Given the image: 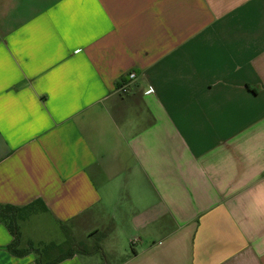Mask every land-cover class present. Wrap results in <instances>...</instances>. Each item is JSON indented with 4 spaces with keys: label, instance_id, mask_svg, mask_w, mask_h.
Segmentation results:
<instances>
[{
    "label": "crops",
    "instance_id": "0c3cea01",
    "mask_svg": "<svg viewBox=\"0 0 264 264\" xmlns=\"http://www.w3.org/2000/svg\"><path fill=\"white\" fill-rule=\"evenodd\" d=\"M0 204L99 234L57 264H264V0H0Z\"/></svg>",
    "mask_w": 264,
    "mask_h": 264
},
{
    "label": "trees",
    "instance_id": "16d2710c",
    "mask_svg": "<svg viewBox=\"0 0 264 264\" xmlns=\"http://www.w3.org/2000/svg\"><path fill=\"white\" fill-rule=\"evenodd\" d=\"M40 202V201H37ZM34 206L28 205L26 207H15L10 205H1L0 204V223H3L6 228L8 229L9 233L13 237L12 243L7 247V250L15 257H24L29 253H34L36 255L35 262L36 264H57L63 260H66L68 258H71L76 253H92V252H98L100 250L99 243H97L92 251H78V250H72L74 249L72 247L70 240V235L68 234L69 231L66 227H62L63 232L65 234V242L60 244L55 243H49V244H42L37 245L34 247L31 243H29L27 249H20L19 248V242H20V230H19V221L23 220L27 216H29L35 209H30ZM27 213L24 214V210H28ZM46 247H42V246ZM65 245H69L68 250L65 252L62 250V248ZM41 246L42 248L40 249ZM56 252H59L56 254Z\"/></svg>",
    "mask_w": 264,
    "mask_h": 264
},
{
    "label": "rangeland",
    "instance_id": "374dc122",
    "mask_svg": "<svg viewBox=\"0 0 264 264\" xmlns=\"http://www.w3.org/2000/svg\"><path fill=\"white\" fill-rule=\"evenodd\" d=\"M37 205H34V206H32V208H30V209H33V208H35ZM30 209H28V210H24L23 212H24V214L25 213H27V211H29ZM42 227V225L41 226H39L38 228H41ZM68 230V229H67ZM50 231V230H49ZM69 235H70V240H72L71 241V244H72V247L74 248V249H72V250H78V251H92V249L94 248V246L97 244V243H99V241H98V236H99V234H95L94 236H85V235H82V234H77V238L75 239L74 237H72V235L70 234V232L68 233ZM60 235V234H59ZM65 242V241H64ZM63 242V243H64ZM114 242V241H113ZM115 242H117L118 244V248H120L121 247V244H122V241L121 240H117V241H115ZM69 245H65L63 248H62V250L63 251H67L68 250V247ZM40 247V249L42 248V247H46L45 245L44 246H39ZM70 249V248H69ZM57 253H59V252H56V254ZM95 253V252H94ZM109 254V253H108ZM108 254H106L105 252H102V253H100V254H98V257H99V259L102 261V263L103 264H115L118 260H119V257L118 256H112V255H108Z\"/></svg>",
    "mask_w": 264,
    "mask_h": 264
},
{
    "label": "built area",
    "instance_id": "2783aa9c",
    "mask_svg": "<svg viewBox=\"0 0 264 264\" xmlns=\"http://www.w3.org/2000/svg\"><path fill=\"white\" fill-rule=\"evenodd\" d=\"M129 76H130L131 79H134V78H135V74H134V73H130ZM123 91H125V90H123ZM151 91H152V89L149 88V89L147 90V93H149V92H151Z\"/></svg>",
    "mask_w": 264,
    "mask_h": 264
}]
</instances>
